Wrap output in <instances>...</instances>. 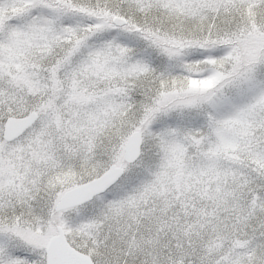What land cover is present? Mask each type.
Returning a JSON list of instances; mask_svg holds the SVG:
<instances>
[{"label": "snow or ice", "instance_id": "6c2138e0", "mask_svg": "<svg viewBox=\"0 0 264 264\" xmlns=\"http://www.w3.org/2000/svg\"><path fill=\"white\" fill-rule=\"evenodd\" d=\"M0 264H264V0H0Z\"/></svg>", "mask_w": 264, "mask_h": 264}]
</instances>
